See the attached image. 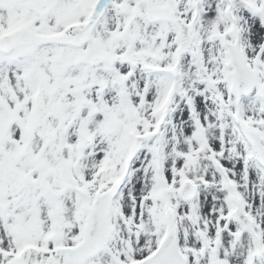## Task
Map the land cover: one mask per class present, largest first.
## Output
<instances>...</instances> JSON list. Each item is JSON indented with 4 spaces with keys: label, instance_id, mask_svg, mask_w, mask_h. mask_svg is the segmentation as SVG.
I'll use <instances>...</instances> for the list:
<instances>
[{
    "label": "snow or ice",
    "instance_id": "obj_1",
    "mask_svg": "<svg viewBox=\"0 0 264 264\" xmlns=\"http://www.w3.org/2000/svg\"><path fill=\"white\" fill-rule=\"evenodd\" d=\"M0 264H264V0H0Z\"/></svg>",
    "mask_w": 264,
    "mask_h": 264
}]
</instances>
